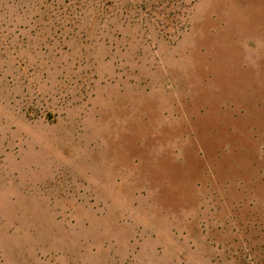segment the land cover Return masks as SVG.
<instances>
[{
  "label": "rangeland",
  "instance_id": "obj_1",
  "mask_svg": "<svg viewBox=\"0 0 264 264\" xmlns=\"http://www.w3.org/2000/svg\"><path fill=\"white\" fill-rule=\"evenodd\" d=\"M0 264H264V0H0Z\"/></svg>",
  "mask_w": 264,
  "mask_h": 264
}]
</instances>
